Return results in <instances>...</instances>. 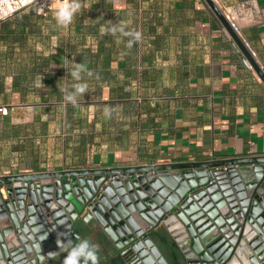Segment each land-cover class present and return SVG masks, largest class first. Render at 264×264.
<instances>
[{
    "label": "crops",
    "instance_id": "0c3cea01",
    "mask_svg": "<svg viewBox=\"0 0 264 264\" xmlns=\"http://www.w3.org/2000/svg\"><path fill=\"white\" fill-rule=\"evenodd\" d=\"M80 3L67 27L55 8L0 22V177L264 158V83L205 0ZM219 4L264 66V0ZM140 10L130 49L103 31L109 21L138 31ZM77 63L93 75L82 73L88 90L73 105L60 89L77 83ZM93 231L80 236L100 245V264H125Z\"/></svg>",
    "mask_w": 264,
    "mask_h": 264
},
{
    "label": "water",
    "instance_id": "95a60500",
    "mask_svg": "<svg viewBox=\"0 0 264 264\" xmlns=\"http://www.w3.org/2000/svg\"><path fill=\"white\" fill-rule=\"evenodd\" d=\"M79 219L95 221L125 264H168L150 238L158 229L185 264H264V158L0 177V264L56 257L58 239L80 236L73 231Z\"/></svg>",
    "mask_w": 264,
    "mask_h": 264
},
{
    "label": "clouds",
    "instance_id": "9594fccd",
    "mask_svg": "<svg viewBox=\"0 0 264 264\" xmlns=\"http://www.w3.org/2000/svg\"><path fill=\"white\" fill-rule=\"evenodd\" d=\"M55 10L53 12L54 19L57 25L61 27H67L73 22L74 16L81 10L80 0H56ZM110 27H106L103 31L111 33L116 36L117 33L124 37H129L127 47L130 49L133 44L141 39V33L135 30L126 31V26L123 22L119 24H112L108 22ZM119 42V40L117 41ZM82 73H86L88 76H92L93 73L87 69L86 64L77 63L74 64L71 70V76L74 83L71 85V91L67 88H61L60 90L65 93L64 99L67 102L75 105L78 97L84 95L88 88L87 84L80 83L82 80ZM105 115H110V110H105ZM75 243L69 239L67 242L62 240L57 241L60 252L66 253L63 259V264H100V245L94 244L89 238H81L78 234L75 236ZM57 253L50 252L48 255L54 256Z\"/></svg>",
    "mask_w": 264,
    "mask_h": 264
},
{
    "label": "built area",
    "instance_id": "2783aa9c",
    "mask_svg": "<svg viewBox=\"0 0 264 264\" xmlns=\"http://www.w3.org/2000/svg\"><path fill=\"white\" fill-rule=\"evenodd\" d=\"M140 5L144 3L145 0H138ZM212 3L216 6L218 11L221 13L224 20L228 23L232 32L239 38L244 48L247 50L251 58L258 65L260 70L264 72V66L260 65L256 61V55L253 49L250 47L248 43L241 39L239 26L236 24L233 16L228 11L227 8L221 6L219 4V0H211ZM56 0H0V22L11 18L13 15L25 11L27 9L33 8L37 15L45 18L49 15L51 11L54 10ZM141 8V7H140ZM139 11V30L138 32H142V18ZM142 34V33H141Z\"/></svg>",
    "mask_w": 264,
    "mask_h": 264
},
{
    "label": "rangeland",
    "instance_id": "374dc122",
    "mask_svg": "<svg viewBox=\"0 0 264 264\" xmlns=\"http://www.w3.org/2000/svg\"><path fill=\"white\" fill-rule=\"evenodd\" d=\"M97 226L95 221L89 224H84L80 219L73 223V231L85 236L91 234V229ZM150 238L153 240L160 253L167 261L168 264H184V261L180 253L172 247L166 235L161 229H158L150 234ZM42 264H50V262L45 261Z\"/></svg>",
    "mask_w": 264,
    "mask_h": 264
},
{
    "label": "trees",
    "instance_id": "16d2710c",
    "mask_svg": "<svg viewBox=\"0 0 264 264\" xmlns=\"http://www.w3.org/2000/svg\"><path fill=\"white\" fill-rule=\"evenodd\" d=\"M80 1H87V0H80Z\"/></svg>",
    "mask_w": 264,
    "mask_h": 264
}]
</instances>
